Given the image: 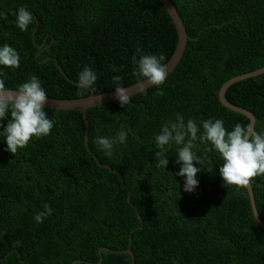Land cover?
Here are the masks:
<instances>
[{
    "label": "trees",
    "instance_id": "1",
    "mask_svg": "<svg viewBox=\"0 0 264 264\" xmlns=\"http://www.w3.org/2000/svg\"><path fill=\"white\" fill-rule=\"evenodd\" d=\"M170 1L188 38L163 85L131 95L123 107L118 100L89 107L84 116L45 108L50 134L15 155L0 136V264H264V230L248 189L224 184L220 154L201 139L207 119L223 120L229 131L249 125L218 92L230 78L264 66V0ZM20 7L33 17L24 31L16 24ZM176 42L160 0H0V47L8 44L20 57L18 68L0 65L6 89L36 76L51 98L113 91L114 76L124 87L143 80L134 56H163L165 64ZM85 67L97 81L81 89ZM224 96L250 111L253 129L264 133V72L232 83ZM178 115L185 125L196 122L192 151L204 158L203 168L194 162L201 171L192 192L178 175L182 145L162 150L155 140ZM7 122L0 120V131ZM99 137L113 142L110 155ZM250 185L264 223V175Z\"/></svg>",
    "mask_w": 264,
    "mask_h": 264
},
{
    "label": "clouds",
    "instance_id": "2",
    "mask_svg": "<svg viewBox=\"0 0 264 264\" xmlns=\"http://www.w3.org/2000/svg\"><path fill=\"white\" fill-rule=\"evenodd\" d=\"M6 18V17H5ZM33 17L29 10L20 7L16 13V24L22 30H27ZM164 57L156 55H143L133 63L137 65V74L147 81L149 85L160 86L166 81L168 75V65L162 63ZM20 57L17 51L8 44L0 47V65L18 68ZM119 76L113 77L115 84V94L118 102L123 107L130 103L131 94L127 88L122 86ZM97 81L96 73L90 68L85 67L79 74L76 86L81 89H88L95 85ZM48 103V96L36 76H32L27 82L18 86L14 90H8L3 80H0V120L7 119L6 127L0 131L3 136L7 150L17 153L18 149L26 147L33 137H42L50 134L54 122L49 119L45 106ZM10 113V117H9ZM178 123L170 126L166 123L160 133L156 135L157 147L164 149L166 145L175 142L182 145L177 152V163L182 162L178 173L185 177L184 190L192 192L199 185L197 173L201 168H197L195 163H199L203 168L204 158L192 151L193 141L197 138L198 126L193 119H188L187 124L184 118L177 116ZM203 135L202 140L209 141L214 149L220 154L223 163L219 172L226 186L235 185L247 188L253 178L264 175V133L256 132L249 124L242 126L237 123L232 130H227L221 119H207L202 121ZM190 138L185 143V137ZM127 133L121 130L118 133L120 142H124ZM96 143L107 154H111L113 142L107 138L99 137ZM161 153L157 152L159 157ZM168 159L160 161V164L167 166ZM195 162V163H194ZM47 213L52 209L45 204ZM45 213H38L34 219L42 222Z\"/></svg>",
    "mask_w": 264,
    "mask_h": 264
},
{
    "label": "water",
    "instance_id": "3",
    "mask_svg": "<svg viewBox=\"0 0 264 264\" xmlns=\"http://www.w3.org/2000/svg\"><path fill=\"white\" fill-rule=\"evenodd\" d=\"M161 3L163 4L165 10L167 11L168 15L170 16L175 29L177 31V42H176V46L175 49L171 55V57L169 58V60L165 63L166 65H168V74L175 68V66L177 65V63L179 62L181 55L185 49L186 46V41H187V34L185 32V28L183 25V22L180 18V15L178 14L176 8L173 6L172 2L170 0H160ZM264 72V66L261 68H258L254 71L245 73V74H241L238 76H234L232 78H230L229 80L225 81L218 92V97L219 100L221 102V104L232 110V111H236L239 112L243 115H245L246 117H248L249 119V124L252 126V128L254 127V122H255V118L253 116V114L244 109L241 108L239 106H236L234 104H231L230 102H228L225 99L224 93L225 90L228 86H230L232 83L238 81V80H242L254 75H258L260 73ZM151 85H149L147 83V81L141 80L138 81L134 84H131L129 86H126L125 88H127L129 94L133 95L135 93H138L148 87H150ZM8 90H13V89H8ZM117 100L116 98V94H115V90L113 91H109V92H105V93H100V94H94L93 92H91L89 95L82 97V98H74V99H59V98H51L48 97V103L46 104L45 108L49 109V110H81L82 114L84 116L86 109H88L89 107L95 106V105H100L106 102H110V101H114ZM85 119V118H84ZM86 123V127L84 130L85 133V141H87V122L85 120ZM92 153V152H91ZM95 157V156H94ZM96 158V157H95ZM104 167H106L107 165L104 164H100ZM248 189V193H249V199H250V203H251V207L253 210V214L254 217L257 221V223L260 225V227L264 230V223L261 221L255 205H254V200H253V195H252V191H251V185L249 184V186L247 187ZM126 252L131 253L129 250H127Z\"/></svg>",
    "mask_w": 264,
    "mask_h": 264
}]
</instances>
